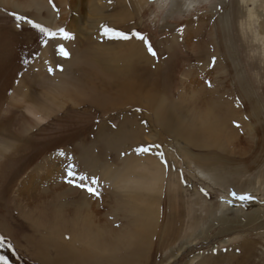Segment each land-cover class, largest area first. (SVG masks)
<instances>
[{"label": "rangeland", "instance_id": "1", "mask_svg": "<svg viewBox=\"0 0 264 264\" xmlns=\"http://www.w3.org/2000/svg\"><path fill=\"white\" fill-rule=\"evenodd\" d=\"M0 2V239H3L0 255H5L9 264H264V85L253 87L248 81H253L250 69L251 56L256 55L259 58L263 50L260 43L255 45L254 32L251 34L250 30L243 29V39L237 31L239 23H233L234 26L229 24L234 14L239 22L246 18L244 5L238 3V0H15V2L0 0ZM263 5L261 2L260 7ZM17 15L51 31L59 32L60 29H64L73 39H49L45 44L44 35L25 20L17 21ZM218 18L223 24L215 27ZM104 26L126 32L130 36L129 40L105 34L102 36ZM133 32H139L146 37L148 44L156 53L155 56L149 53L148 44L137 38L144 44L146 56L154 59L155 63L162 62L159 72H166L167 76L164 78L166 82L164 80L163 87L158 89L156 95H159L160 99H167L168 95H171L172 101L177 100L183 111L186 110V114H183L185 117L182 123L183 130L192 131L194 126L201 130L203 128L201 123H209L208 120L202 119L205 110L197 112L196 110L201 108L194 107L205 101L203 99L209 100L211 95L218 97L228 95L234 93V90L239 93V97L231 100L238 113L237 117L242 118L241 123L240 121L236 123L240 128L233 127L240 140L234 138L233 143H230L227 137L217 139L215 143L218 142L223 147H215L210 151L191 148L185 159H182L183 161L179 159V163L175 165L174 158L170 161L164 153L168 145H161L159 147L161 150L155 147L151 156L155 158L159 156V167L165 174V178L157 182L155 191L144 189L143 185L135 181L142 173L137 169L142 165L141 157L135 155H138L137 149L141 146L154 148L152 142L157 137L151 133L147 134V129L143 126L139 124L132 126L130 123H123L126 133L123 135H128L126 138H131L134 131L144 133L140 134L143 140L135 139L139 142H136V145L126 143L130 139L123 135L120 137H124L125 141L122 138L118 141L120 139L118 136L112 138L111 135L104 137V133H102L104 136L99 135L100 131L103 128L105 131L107 127L110 131L113 130V133L116 130L118 132L124 114H119L113 109L104 110L103 106L93 101V98L99 99V95L102 94V100L105 91L102 92L100 87H97L99 90L96 91L82 84L90 72L97 73L96 79L99 83L106 85L108 82L106 74L102 70L96 71L94 65L89 62L94 56L89 57L86 53L98 51L107 54L105 66L112 70L115 55L117 57L126 54V47L136 39L131 35ZM76 34L83 45L78 44L80 40ZM100 36L103 39H100ZM113 39L123 44L118 45L117 43L121 42H114ZM102 42H106L104 44L107 46ZM96 44L104 46V49H98ZM60 45L69 53L67 58L59 54ZM199 46L202 49L198 51L195 48ZM252 46L256 48L254 52ZM49 67H52V73H49ZM236 73H241V78L244 79L241 80L242 83L241 81L238 83ZM194 79H199L201 85L195 84ZM231 82L235 84L233 90H230ZM99 91L101 93H98ZM110 91L108 96L115 97L114 91ZM19 94L26 95L24 102L23 100L16 102L15 98ZM189 96H193V99L190 100ZM47 99H54L52 105L48 104L50 102ZM105 101L112 99L106 98ZM39 103L45 108H51L50 111H40L47 113L42 123L27 116L28 113L23 108L28 106L34 109ZM195 115L199 117L198 122L195 120L191 123ZM133 120L139 123L138 118ZM100 137L106 140L110 137L113 140L116 138L119 143L125 142L122 145L124 147L121 146L123 149L119 150L120 146L116 145L119 149L106 151L101 143L94 145L95 141L101 140ZM205 137L207 139V136ZM239 148H243L245 153L242 150L240 155V152H237L241 150ZM87 150L97 156V159L99 156L102 158V161L101 159L96 161L98 164L96 173L91 171L87 164L83 165L82 153ZM116 150L119 152L116 153ZM173 153L178 152L176 150ZM224 153L231 155L228 157ZM133 154L134 161H129L127 157ZM190 157L202 158L215 164L218 160V163H223L226 168L244 167L245 171L241 175H233L222 170L223 185L214 187L204 168L200 171L193 165H188ZM163 161L169 162H166L167 166ZM101 162L106 169L111 168L112 173L127 168L136 170L130 176L132 180L124 185L120 180L113 182L111 179L115 177L109 180L107 172L104 174L101 171ZM68 165H74V171L79 175L88 176L90 179L85 183L94 187L96 192L95 195L88 192L94 198L84 196L89 206H85L77 218L69 215L66 210L59 209L61 205L56 198L59 193L55 190L66 187L78 189L72 188L70 186L72 184L67 182ZM154 172L153 168H149L146 172L147 177L150 178ZM62 177L64 181L61 180ZM93 177L98 180L96 185L91 184ZM250 180L254 181L256 191L247 192V181ZM76 182L79 183L78 180ZM24 185L25 191L21 192ZM177 189V198H173V193ZM82 191L85 190L82 188L78 192ZM232 191L250 194L254 199L243 203L234 201L231 197ZM42 194L47 198L39 200ZM32 196L37 198V202L33 201ZM146 197H152L149 206ZM54 199L56 201H51ZM136 200L137 202H134ZM154 201L157 206L153 205ZM50 202L52 203L49 204ZM147 207L155 214L154 216L149 215ZM42 208L47 209V212L40 216L35 215L38 222L36 225L42 228L38 231L31 229L27 217ZM54 208L59 209L58 219L73 230L80 229L81 222L91 225L95 223L96 230L93 229L89 235H79L73 230L71 233L76 236L59 232L52 235L55 223L52 213L49 212ZM255 212L258 213L255 221L249 223L246 215ZM224 218L228 223L225 227ZM147 221L154 225L153 233L143 228V223ZM167 223H177L179 227L181 226L179 239L174 238V234L168 237L163 235L166 230L163 227ZM99 234L104 238L100 242L104 244L109 240V246L104 244V247L99 249L85 239L91 236L94 240ZM134 234L138 235L137 241L131 240ZM79 237L82 239H78ZM29 238L33 239L34 241H31L35 244L41 240L48 241L37 245V250L31 243L28 244ZM167 238L170 240L167 241ZM117 240L125 242L122 246H115ZM59 243L64 246V251H67L60 262L57 261L59 251L53 252L57 248L52 246ZM78 256L77 261L70 260L71 257ZM67 257L68 261L65 259Z\"/></svg>", "mask_w": 264, "mask_h": 264}, {"label": "bare ground", "instance_id": "2", "mask_svg": "<svg viewBox=\"0 0 264 264\" xmlns=\"http://www.w3.org/2000/svg\"><path fill=\"white\" fill-rule=\"evenodd\" d=\"M12 1L15 2V0H12ZM33 1H36V0H33ZM39 1H45V0H39ZM261 2L264 4V0H238V3H240V4L245 6L244 8L246 9V13H245L246 14V18L244 20H242V22H239L238 21V17L236 16V14H234L232 19H231V21L229 22L230 26L231 25L234 26L235 24H233V23H235V22L239 23L240 26L238 25L237 31L240 32V34L243 37V39H244V33H243L242 30L246 28V30H250L249 32L251 34L254 32L255 45H257L259 43L261 44V48L263 50L262 56L258 58L256 55H252L251 56V60H250V69H251V72L253 74V81L252 82L250 80H248V81L252 84L253 87L258 86V85H264V5L260 7ZM231 3H233V1ZM189 4L193 5L194 3H189ZM221 6H222V3H221ZM216 21H217V23H216L215 27H218V26L223 24V22H222V20L220 18H218ZM255 26H257L258 29ZM125 27H127V26H125ZM255 29H257V30L253 31ZM103 34L104 33H102V36H103ZM77 38L79 39L78 35H77ZM100 39H103V38L100 36ZM84 41H86V39ZM115 41L121 42V41H119L117 39H115L114 42ZM104 43H106V42H104ZM111 43L113 44V42H111ZM78 44L79 45H83L81 40L79 41ZM117 44L118 45H122L123 43L121 42V43H117ZM204 44L205 43H203V50L205 51ZM104 45H106V44H104ZM96 47L98 49H100V50L104 49L103 48L104 46H102V45L96 44ZM223 47H225V46H223ZM205 48H207V47H205ZM252 48H253V52H254L256 50V48H254L253 46H252ZM126 49H127V52L123 56L117 55V57H116V55H115L116 58L114 57V60H112L113 61V66L111 67L112 70H110L109 66H107V67L105 66L107 58H108L107 54L102 53V52L98 53V51H94V52L92 51L91 53H88L89 52L88 51L86 54L89 57L91 55L94 56V59L90 60L89 62L92 65H94V68H95L96 71L98 70V72H99V71L102 70L106 74V77L108 78V82L106 83V85H104V83H99V81H97V79H98L97 73H91L90 72V73L87 74V77L85 78L86 80L82 84H84L83 86L92 87L96 91L99 90L97 87H100L102 92L103 91L106 92V93L104 92V96H103L102 100H101L102 94L99 95V99L96 98V97L93 98L94 99L93 101L95 103H98L99 106H101V107L103 106L104 110L113 109L115 112H117L119 114H124L123 122L119 125V126H121V129L118 132L116 130L113 133V130L110 131L109 130L110 128L107 127V128H105V131H104V128H103L100 131L99 135L104 133L105 136L102 134L104 137L110 136V135H111L112 138H114V136L120 137V136H122L125 133V129L123 127L124 126L123 123H130L132 126H137L138 124L140 126H143L145 129H147V132H148L147 134L151 133V134L154 135V137H157L156 139H154L155 141L152 142L153 145H155V146H154V148L152 147L153 150L151 151V153L135 155V156L141 157L140 161H142V165L139 168H137V169H140L141 172H142L140 175H138V177L135 180L137 182V184L143 185L144 189H154L152 191H155L156 190L155 188L157 187V185H156L157 182L160 181L161 179L165 178V176H164L165 174L163 173L164 171L159 167V165H160V162L158 160L159 156H156L157 158H155L154 156H151V154H152V152H154L156 146H158L156 148H159L161 145L163 146V144L168 145V148L166 149L167 151L166 152H164L163 150L162 151L164 153H166V156H167V158L169 160L170 159L172 160L174 158L173 159V163L175 165L176 163H179V159H181V160L185 159L186 155H188L190 153V149L191 148L208 149V151H210L212 148H215V147H220V146L223 147L218 142L215 143V141L217 139H220V138L221 139H225L227 137L229 139L227 141L228 142L230 141V143H233L232 139H234V138H236L237 141L240 140V139L238 140V136H236V130L234 128H238L236 126V123H238L237 121H240V123H241V119L242 118L239 119L237 117L238 113H236L235 105L232 103V100H234L235 97H239V93L237 91L234 90V93H230L228 95H224V96H221V97H218V96H215V95H211L209 100H206L207 98L203 99L205 101H202L199 106H194V107L201 108V109H197L196 110L197 112L205 110V113L203 114L202 119L203 120H208L209 123H201V126L203 127V128H201V130H200V128L198 126H196L197 129L194 126L192 131L183 130L184 128H183L182 123L185 120V117H184L183 114H186V110L183 111V109H182L183 107L181 106V104L177 100L176 101H172L171 95H168L167 99H160V96L156 95L159 92L158 89L160 90L161 87H163V84H164L163 82L165 80L164 78H165V76H167L166 72H159V69H160V67L162 65V62L155 63L154 59H151V58H149V56H146L145 46H144V44L141 43L140 40H137V38L135 40H133V42L131 41V43L128 44V47H126ZM195 49H197L199 51L202 48L199 46L198 48L196 47ZM191 50H193V49H191ZM197 50H195V52ZM226 51H227V47L225 48V56H227ZM169 54H171V53H169ZM207 57H209L208 54H207ZM197 61H198V59H197ZM213 64H215V63H213ZM194 66H195V64H194ZM120 67H121V69H120ZM189 74H191V73H189ZM236 74L238 76V83L241 80H244V79L241 78V73H236ZM191 76H192V74H191ZM230 77H231V74L229 75V78ZM165 82H166V80H165ZM193 82L195 84H197L198 86L201 85L199 79H194ZM242 82L243 81H241L240 83H242ZM202 85H203V83H202ZM189 86H191L190 83H189ZM230 86H231L230 90H233V88L235 87V84L233 82H231ZM261 88L263 89V87H261ZM61 89H59L58 92H60ZM200 89H201V87H200ZM110 90H112V92L114 91V94L116 95L115 97L111 96L112 97L111 98V97L108 96L109 95L108 93H109ZM197 90H199V88H197ZM205 91L206 90H204V93H205ZM98 93H101V92L99 91ZM206 93L208 94V92H206ZM263 93H264V91H263ZM25 96L26 95H23V94L17 95L16 98H15L16 102L18 100L22 101L25 98ZM196 97H198V96H196ZM106 98L112 99V101H105ZM189 98H190V100H192L193 96H189ZM47 101L50 102V103H48L49 105H52V103L54 102V99H52V100L51 99L50 100L47 99ZM23 102H24V100H23ZM71 103H73V102H71ZM189 106H191V103H190ZM262 106H263V104H262ZM23 108H24L25 112L28 113L27 116L28 115L31 116L32 118H34V120L36 122H40V123H42L45 120V115H47V114H44V113H42L40 111H42V110L50 111V109H51V108H45V106L40 104V103H39V106L35 107L34 109L33 108H28V106L27 107H23ZM187 108L190 109L189 107H187ZM126 112H127V115H125ZM248 115L249 116H253L251 114H248ZM133 118L134 119L138 118L139 119V123L136 120H133ZM197 118H199L198 115L193 116V120H192L191 123H194L195 120L198 122ZM231 125H234V126L231 127ZM136 130H138V129L136 128ZM138 131H141V130H138ZM135 132L136 131H134L133 134H131V136H130L131 138H129V137L126 138L125 136H128V135H125V136L123 135L126 139H130L126 143H132V145H136L137 143H139V142H137L138 140H135V139L141 138L140 134H144V133H138V132L135 133ZM200 136L202 137V139H201ZM205 136H207V139H206ZM101 137H100V139H101ZM111 137L108 138L109 140H106L105 138H102L101 140H97V141H95L94 145L96 146V144L101 143L104 146V148L106 149V151H108L110 149H114L115 150L119 146H120V149L119 148L118 149L122 150L123 149L122 147H124L122 145H124L125 142H121V143L118 142L119 140H121L122 137H120V139H118V141L116 140V138L113 140ZM142 137H144V136H142ZM168 138H170V140H168ZM197 138H200V140H197ZM95 139H96V137H95ZM147 139L150 140V138H148V137H147ZM115 140H116V143L114 142ZM210 140H212V141H210ZM211 142H213V143L211 144ZM181 143L184 144V145H181ZM116 145H119V146H116ZM126 145H125V147H126ZM132 145H130V146H132ZM115 146H116V148H114ZM231 146H233V145H231ZM233 147L235 148V146H233ZM132 148H134V146H132ZM228 148L229 147L227 146L226 151H228ZM236 148H237V146H236ZM119 150L118 151L116 150L117 152L116 151L115 152L118 153ZM176 150H177L178 153L174 154L173 152L176 151ZM239 150L240 151H237V152H240L239 154L241 155L242 154L241 152H242V150L244 151V149L243 148H239ZM244 153H245V151H244ZM224 154H226L228 156L227 153H224ZM229 154L231 155V153H229ZM240 155H238V156H240ZM135 156L133 154V155L127 157V158L129 159V161H134L133 158ZM99 157L97 159V156L95 157V155H93L92 152H89L87 150L86 152L82 153L81 159H82V162H83L84 166L87 164L89 169L91 171H94V173H96V171H97L96 170V166L98 165L96 163V161L100 160V159L102 161V158H99ZM216 159H217V157H216ZM216 161H217V163L215 164L214 162L213 163H209L205 159H202V158H197V157L192 158V157H190L188 159V165L191 164L194 167L198 168V170H200V171H201V169L204 168V171L207 172L206 174L208 175V179L211 182V185L214 186V187L223 185L222 182H223L224 178H223V175H222V170L225 171L227 174H233V175L234 174L235 175H241V173H243L245 171L244 167L241 168V169L232 168V167L231 168H229V167L226 168L223 163H218V160H216ZM167 163H169V162H167ZM101 165H102L101 171L104 174L107 172L109 180L111 178L115 177L114 179H111L113 182H116V181L120 180V181H122V183L124 185H127L132 180L130 178V176L136 170V169L134 170L133 168H127V169H121V170H118L117 172L112 173L111 168H109L107 166L108 169H106L102 162H101ZM247 167H249V166H247ZM149 168H153L154 171H155L154 174H152V176L150 178H148L147 175H146V172L148 171ZM64 174H65V172H64ZM61 180L64 181V178L61 179ZM148 181H151V182H148ZM247 182H248V188L246 189L247 192L256 191V189L254 188V181L250 180V181H247ZM228 184H229V182H228ZM233 185H234V181H233ZM25 187H26V185L21 187V192L25 191ZM135 188H137V187H135ZM26 190H28V189H26ZM81 190L80 189H76L75 190V189H71V188L67 189V187L66 188H61L58 191L55 190L57 193H59L56 196L58 204L61 205V207L59 209H63V211L66 210V212L69 215H72L74 218H77L79 213L83 212L84 207L85 206H89V203L87 202L86 197L94 198V197H91L89 194H87L85 191H82L83 194L79 193L78 191H81ZM177 191H178V189L175 190V192L173 193V198H177V193H176ZM140 195H138V196H140ZM34 196H32L33 197V201L37 202V198L35 199ZM84 196H86V197H84ZM133 196L135 197V195H133ZM32 197H30V199H32ZM43 197L47 198L46 195L42 194L39 197V200L42 199ZM100 197H103V196H100ZM136 198L138 200V197H136ZM150 199H152V197H148L147 198L148 206H149V203H150L149 202ZM153 199H155V197H153ZM169 199H172V198H169ZM96 200L98 201V199H96ZM137 200L134 201V202H137ZM51 201H56V199L51 200ZM203 202H205V201L203 200ZM51 203L52 202H50L49 204H51ZM142 204H144L143 203V199H142ZM43 205H41V206H43ZM153 205H156L155 201H154ZM80 207H81V209H80ZM55 209L56 208H54L52 210V212H49L50 214L52 213L51 216L54 219V223H55L54 226H53L52 235H56L57 232H59V233H62V234L64 233L66 235H70L71 234V236H76L75 234L71 233V231L73 230L72 228L66 226L63 221H60L58 219L59 209H57V210H55ZM46 210H43V208H42L41 210L36 211L35 214L34 213H30L29 214V216L27 217L26 220L29 222L31 229H35V230L38 231L39 228H42L41 226H37L36 225L38 222H37V216H35V215H37V214H38V216L43 215V214H45L47 212ZM72 211H73V214H71ZM148 212H149V215L151 217L155 215L153 212L151 213L149 208H148ZM257 215H258L257 212L252 213V214H247L246 215V219H247V221L249 223H253L255 221V218L257 217ZM150 216H149V218H150V221H151V217ZM143 217H145V216H143ZM31 219H34L36 221H32ZM134 220H136V219H134ZM224 220H225V223L223 224L224 225L223 227L228 225L227 219L224 218ZM150 221L149 222L147 221V222L143 223L142 226H143L144 229L148 230L150 233H153L154 232V225ZM62 225H64V226L62 227ZM76 225L77 224H72V226H76ZM94 225H95V223L93 225H91V224H89L87 222L86 223L81 222V224H79L80 229H76V230H73V231L76 234H79V235L80 234H83V235L84 234H88L89 235L91 232H93V229L96 230ZM175 226L177 228H179V229L177 230ZM180 227H179V225L177 223H174V224L173 223L172 224L171 223H169V224L167 223L163 227L164 229H166L163 232V235L168 237V236L174 234L173 237L176 238V239H179L180 237L178 236V234L181 231ZM44 229H46V227ZM133 230H134V227H133ZM223 232H224V229H223ZM108 233L111 234V231H109ZM116 235H118V234H116ZM136 236H138V235L134 234L132 236L131 240L132 241H137ZM94 238H96V239L93 240V238L91 236H88L85 239L89 240L95 247H98L99 249L104 247V244L108 245L109 240H108L107 243H104V244L102 242H100L101 239H104L102 237V234H101V236H100V234L96 235V237H94ZM78 239H82V238L79 237ZM27 240H28V244L31 243L32 246H34L33 247L34 249H37V247H36L37 245L39 246V245H41L43 243H47V241H48V240L47 241L41 240L38 244H35V242L31 241L33 239L29 238ZM169 240L170 239L167 238V241H169ZM115 242H116L115 246H122L123 243L125 242V240H123V241L117 240ZM52 246L57 248V250H55L53 252L56 253V251H59L58 252L59 253V257H58V259L56 258L57 261L58 262L62 261L64 259V257H65L63 255H65V253L67 252V251L66 252L64 251V246L60 245V243L59 244H53ZM170 250H171V248H170ZM82 252H84V251H82ZM70 253H72V252H70ZM81 255H83V254H81ZM87 255H89V254H87ZM45 258H47V257H45ZM71 258H70L71 261H74V260L77 261L79 256L76 257V258H72V259ZM80 258H81V256H80ZM65 259L67 261L69 260L68 257L65 258ZM66 260H64V262Z\"/></svg>", "mask_w": 264, "mask_h": 264}, {"label": "snow or ice", "instance_id": "3", "mask_svg": "<svg viewBox=\"0 0 264 264\" xmlns=\"http://www.w3.org/2000/svg\"><path fill=\"white\" fill-rule=\"evenodd\" d=\"M17 21H21V20H25L27 23H29L33 28H36L39 30V32L41 34L44 35L45 39V44H47L49 39H57V38H63L65 40H71L73 39V37L64 29H60L59 32L56 31H51L48 28L42 27L39 24L34 23L31 20H26V18L22 17V16H16ZM103 31L104 34L106 36L111 35L117 39H122V40H128L130 38L129 34L125 33V32H121V31H116L114 29L108 28L106 26L103 27ZM132 37L138 38L142 41H144L146 44H148L147 38L144 37L141 33L139 32H133ZM148 51L155 56L156 53L153 51L152 47L150 44H148ZM59 54L62 55L63 57L67 58L69 53L65 50L63 45L59 46ZM214 63V61H213ZM62 70V69H60ZM49 73L53 72L52 67H49L48 69ZM211 86V85H209ZM237 127H239V125H236ZM158 147V146H156ZM152 151V146H142L140 147L137 152L138 154H148L151 153ZM163 156V154L161 153V157ZM165 165L167 166L166 161L164 162ZM66 177H67V182L69 184H72L75 187L78 188H83L84 190H86L87 192H89L90 194L95 195V188L89 186L87 183H85L86 181H89V177L85 176V175H79L78 173H76L74 171V165H68V168L66 169ZM181 178L183 179V173H181ZM79 181V183H77L76 181ZM98 183V180L96 178H91V184L92 185H96ZM201 191H204L203 189H201ZM205 195H207V193H205ZM231 197L234 201H240L241 203L243 202H249L252 201L254 198L250 195V194H238L235 191L231 192ZM3 244V239H0V245ZM0 264H9V260L5 255H0Z\"/></svg>", "mask_w": 264, "mask_h": 264}, {"label": "crops", "instance_id": "4", "mask_svg": "<svg viewBox=\"0 0 264 264\" xmlns=\"http://www.w3.org/2000/svg\"><path fill=\"white\" fill-rule=\"evenodd\" d=\"M21 86V85H20ZM44 114H47V113H44ZM72 188H74L75 186H73V185H70ZM75 188H77V187H75ZM78 189H82V188H78ZM85 192L87 193V194H89L86 190H85ZM93 195V194H92ZM95 197H97V195L95 196Z\"/></svg>", "mask_w": 264, "mask_h": 264}]
</instances>
